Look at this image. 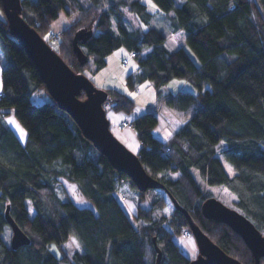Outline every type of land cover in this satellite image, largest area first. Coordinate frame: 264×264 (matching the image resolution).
I'll return each instance as SVG.
<instances>
[{
    "label": "trees",
    "instance_id": "16d2710c",
    "mask_svg": "<svg viewBox=\"0 0 264 264\" xmlns=\"http://www.w3.org/2000/svg\"><path fill=\"white\" fill-rule=\"evenodd\" d=\"M151 2L172 34L183 33L179 48L164 46L167 35L152 26L154 14L141 0H20L22 18L44 39L62 12L76 15L58 31L53 48L74 72L99 71L109 54L124 48L137 62V71L125 77L126 88L136 91L149 81L158 100L183 114V124L165 143L153 135L155 112L133 121L138 160L164 186L148 190L154 194L149 208L141 207L148 191L141 192L114 169L49 97L32 61L0 19V54L6 64L0 77V264H156L153 239L162 253L159 264H189L175 241L189 229L187 219L168 193L220 249L242 264H253L239 235L202 215L201 205L211 196L200 189L192 171L209 186L230 190L264 236V0ZM123 10L145 29L128 28ZM75 37L84 63L74 52ZM173 80L186 81L195 92L166 93ZM103 90L104 109L133 112L135 103L126 93ZM8 115L25 132L24 142L8 126ZM67 184L92 208L76 205ZM122 201L133 205L134 219ZM6 211L28 244L11 247ZM70 238L81 252L68 257L62 246Z\"/></svg>",
    "mask_w": 264,
    "mask_h": 264
},
{
    "label": "water",
    "instance_id": "95a60500",
    "mask_svg": "<svg viewBox=\"0 0 264 264\" xmlns=\"http://www.w3.org/2000/svg\"><path fill=\"white\" fill-rule=\"evenodd\" d=\"M1 5L9 33L20 43L32 61L49 97L73 120L83 137L106 157L114 169L126 174L141 192L163 189L162 183L146 173L137 155L130 152L110 131L103 108L107 100L106 92L97 89L85 75L74 72L34 27L22 18L20 0H1ZM76 42L75 37L74 52L78 61L84 63L86 57ZM82 93L85 95L84 99L79 98ZM168 195L175 208L187 219L189 231L197 246L198 254L189 264H242L211 241L176 200L169 193ZM201 212L206 219L223 223L239 235L251 253L253 264H259L260 258L264 259V236L245 215L223 205L213 197L202 203ZM5 218L12 232L11 247L18 248L28 244L29 239L7 211ZM153 245L156 252L155 263L159 264L162 253L155 239Z\"/></svg>",
    "mask_w": 264,
    "mask_h": 264
},
{
    "label": "rangeland",
    "instance_id": "374dc122",
    "mask_svg": "<svg viewBox=\"0 0 264 264\" xmlns=\"http://www.w3.org/2000/svg\"><path fill=\"white\" fill-rule=\"evenodd\" d=\"M141 1L146 5L148 12L154 14V18L152 19V22H151L152 26H154L156 28H160L162 31H165V33L167 35V39H166V43L164 46L168 50L172 51V50L179 48V46L183 45V33L172 34L169 30L168 22L165 21L164 17H161L160 14H162V13H160L158 10H156V7L151 2V0H141ZM253 2H254V0H253ZM157 11L160 14L155 13ZM123 13H124V17H125V23L128 26V28H130V29H138V28L145 29V26L142 25L135 18V16L132 15L130 12H128L127 10H123ZM0 19H5L4 14L1 11H0ZM74 20H76L75 14H68L67 15L64 12H62L60 14L59 18L52 24L51 30L49 32L50 34L45 37L46 40L44 38L43 39L45 41H47V43L49 42L48 43L49 46H51L52 48H56L57 47V45H56V43H57L56 37L57 36L56 35H58V31L64 29L68 25H70ZM122 59L127 60V63L124 64ZM106 62H107V65L103 69H101L99 71L93 70L92 72H90V70H88V71L84 72V75L86 77H88L93 82V85L97 89H101V90L102 89H108V88L116 89V90H119L120 92L126 93L130 98H132L134 100L137 97V95H136L137 92L136 91H129L126 88L125 77L128 74L134 73L137 70L136 60L134 58H130V55H129L127 50H125L124 48H118L117 50L113 51L111 54H109L106 57ZM0 65L3 67L6 65L2 54H0ZM170 87H172L171 92L176 93V91H178V89L173 88V86H171V84H170ZM138 89L141 91V96H140L139 100L144 99L143 100L144 103H142V104H145V103L151 104L152 102L155 101V103L152 105L151 109H153L152 111L155 112L157 117L159 116V122H158V126L155 127V129L153 131V135L155 138L159 137L162 140V142L165 143V141L167 140V139L166 140L163 139L164 136H166L165 132L169 131L171 129H174L175 127H177V125H179V123L180 124L183 123L185 118L183 117L182 113H178L175 110L168 108L166 103L164 102V100H158L157 99L156 91L154 90L152 84L149 81L142 82L139 85ZM179 89L188 90V87L185 86L184 84H182L181 87H179ZM164 91L166 93H171L169 90V87L166 88ZM43 92H44L43 90L39 91V93L44 96ZM41 95L39 97H42ZM39 97H34L35 103L40 102L41 99ZM44 98L47 99V96H44ZM136 100H138V99H135V101ZM111 111H114V110H112L110 106L105 107L106 117L109 121V128H110V131L113 133L114 132V127H113L114 123L111 122L110 117H109ZM115 112H117V111H115ZM119 112H121V111H119ZM127 122H129V121H127ZM119 129H120V131H122V129H125V128H122L121 124H120ZM117 133H118V131H117ZM113 135H114V133H113ZM117 135L118 134H116L114 136L116 137ZM136 139H137V137H136ZM124 146L130 152L134 153L130 149L129 146H126V145H124ZM137 153L138 152H136L135 154H137ZM222 163H223V166H224V169H225L227 175L232 176L234 173H233L231 166L224 160H222ZM192 174H193L198 186L200 187V189L205 194L210 195L211 197H213L216 200H218L219 202H221L223 205H225V206H227V207H229V208H231V209H233V210L244 215V212L241 210V208H239L235 204V196L230 190H228L224 186H209L202 179V177L200 176V174L198 172L192 171ZM66 191H67L69 197L71 198V200L76 205L81 206V207L92 208L91 204L89 202H87L86 200H84L80 196L78 190L75 188L74 185H71V184L68 185L67 184L66 185ZM152 197H154L153 192L148 191L146 196H145V199L141 202V207L149 208L151 205ZM124 202H126V201H124ZM124 202L122 201L121 203L124 206L126 213L128 214V216L130 217L131 220L134 219L135 209H134L133 205L129 202H127V203H124ZM175 238L174 239H175L176 243L178 244L179 248L181 249L182 253L188 259L196 258L197 254H198L197 246H196L194 238L192 237L189 229L184 230L180 236L175 237ZM62 249L68 257H70L72 255L73 251H77L79 253L81 252V250L79 249L74 238H70L66 243H64L62 246ZM49 250L52 253H54V255L57 258L61 257L60 252L57 250V248L54 245H50Z\"/></svg>",
    "mask_w": 264,
    "mask_h": 264
},
{
    "label": "crops",
    "instance_id": "0c3cea01",
    "mask_svg": "<svg viewBox=\"0 0 264 264\" xmlns=\"http://www.w3.org/2000/svg\"><path fill=\"white\" fill-rule=\"evenodd\" d=\"M2 68H3V66L0 65V73L2 71ZM0 77H1V74H0ZM170 84H171V86H173V88H177L178 89V91H176V93L179 92V91H189V92H193V93L195 92L194 89L184 80H173L170 83H168L166 88L169 87V90L171 92L172 91L171 90L172 87H170ZM182 84L187 86L188 90L179 89V87H181ZM1 90H2V88H1V83H0V91ZM136 92H137L136 93L137 97L135 96L136 97L135 99H138V100L135 101V99L134 100L132 99L134 101V103H135V108H134V110H133V112L131 114H126L124 112L111 111L110 116H109L111 122L114 123V125H113V127H114V132H113L114 135L118 134L116 137L124 145L129 146L130 149L134 153L138 152L139 148H140V144H139V142L136 139L135 131L131 130V129H128V128L122 129V131H120L119 125L122 122H124V121H131L132 122V121H134V119L137 116H140V115H142V114H144L146 112L152 111L153 109H151V107L155 103V101H154L151 104H149V103L142 104V103H144L143 102L144 99L143 100H139L140 96H141V91L139 89H137ZM171 93L176 94L175 92H171ZM5 119L7 120L8 126L12 129V131L15 133V135L20 139L21 142H24L25 141V132L20 127V125L16 122V120L11 115L6 116ZM10 121H14L15 123H10ZM158 122H159V116H158ZM158 122H157V125L155 127L158 126ZM182 124L183 123H181V124L179 123V125H177V127H175L174 129L166 131L165 132L166 136H164L163 139H165V140L167 139L166 141H168L171 138V136L173 135V133H175L177 130H179V128H180V126ZM154 129H153V131H154ZM117 131H118V133H117ZM156 138L159 141L162 142V140L159 137H156ZM124 203H127V201L124 202Z\"/></svg>",
    "mask_w": 264,
    "mask_h": 264
},
{
    "label": "built area",
    "instance_id": "2783aa9c",
    "mask_svg": "<svg viewBox=\"0 0 264 264\" xmlns=\"http://www.w3.org/2000/svg\"><path fill=\"white\" fill-rule=\"evenodd\" d=\"M254 1H255V3L258 4V0H254ZM130 57H134V54L131 53L130 54ZM123 63L124 64L127 63V60H123ZM1 96H2V91L0 92V98H1ZM121 127L122 128H128V129L134 130V123L131 122V121H129V122L125 121V122L121 123Z\"/></svg>",
    "mask_w": 264,
    "mask_h": 264
},
{
    "label": "snow or ice",
    "instance_id": "6c2138e0",
    "mask_svg": "<svg viewBox=\"0 0 264 264\" xmlns=\"http://www.w3.org/2000/svg\"><path fill=\"white\" fill-rule=\"evenodd\" d=\"M10 123H15L14 121H10ZM18 127V126H17Z\"/></svg>",
    "mask_w": 264,
    "mask_h": 264
},
{
    "label": "clouds",
    "instance_id": "9594fccd",
    "mask_svg": "<svg viewBox=\"0 0 264 264\" xmlns=\"http://www.w3.org/2000/svg\"><path fill=\"white\" fill-rule=\"evenodd\" d=\"M133 122V121H132Z\"/></svg>",
    "mask_w": 264,
    "mask_h": 264
}]
</instances>
